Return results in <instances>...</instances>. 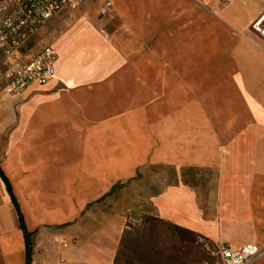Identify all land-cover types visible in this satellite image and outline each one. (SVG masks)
I'll return each mask as SVG.
<instances>
[{
    "label": "crops",
    "instance_id": "1",
    "mask_svg": "<svg viewBox=\"0 0 264 264\" xmlns=\"http://www.w3.org/2000/svg\"><path fill=\"white\" fill-rule=\"evenodd\" d=\"M77 2L35 42L57 52L53 80L8 96L0 72V169L18 205L0 176V264H114L140 203L264 251V0H112L106 17L103 0ZM186 170L213 181L195 188Z\"/></svg>",
    "mask_w": 264,
    "mask_h": 264
},
{
    "label": "built area",
    "instance_id": "2",
    "mask_svg": "<svg viewBox=\"0 0 264 264\" xmlns=\"http://www.w3.org/2000/svg\"><path fill=\"white\" fill-rule=\"evenodd\" d=\"M99 1V0H98ZM79 8L77 0H0V72L6 80L5 94L21 96L32 86H44L56 75L57 52L53 47L37 49L41 30L56 16ZM112 0H103L102 17L113 13ZM264 18L254 30L264 37ZM228 264H253L264 251L256 246L219 247Z\"/></svg>",
    "mask_w": 264,
    "mask_h": 264
},
{
    "label": "rangeland",
    "instance_id": "3",
    "mask_svg": "<svg viewBox=\"0 0 264 264\" xmlns=\"http://www.w3.org/2000/svg\"><path fill=\"white\" fill-rule=\"evenodd\" d=\"M182 176L185 183L199 189L213 181L212 175L203 170H186ZM114 264L228 263L219 254V246L160 220L153 209L140 203L128 211Z\"/></svg>",
    "mask_w": 264,
    "mask_h": 264
},
{
    "label": "trees",
    "instance_id": "4",
    "mask_svg": "<svg viewBox=\"0 0 264 264\" xmlns=\"http://www.w3.org/2000/svg\"><path fill=\"white\" fill-rule=\"evenodd\" d=\"M0 176H1V178L3 179V181H4V183H5L6 187H7V190H8V192L10 193V195H11V197H12V200H13V202H14V205H15L16 208L18 209V205H17V202H16V200H15V198H14V195H13V192H12V189H11V186H10V183H9V181L6 179V177L3 175L1 169H0ZM19 218H20V223H21L22 230L24 231V234H25L26 239H27V242H28V252H29V251H30V247H31V244H30V236H29V234H28L27 231H26V228H25V225H24V220H23L22 215L20 214V212H19ZM177 228H178V227H177ZM179 229L184 230V231H186V232H190V231L185 230V229H182V228H179ZM191 233H192V232H191ZM193 234H194V233H193ZM28 260H29V262H30L29 257H28ZM28 264H30V263H28Z\"/></svg>",
    "mask_w": 264,
    "mask_h": 264
},
{
    "label": "water",
    "instance_id": "5",
    "mask_svg": "<svg viewBox=\"0 0 264 264\" xmlns=\"http://www.w3.org/2000/svg\"><path fill=\"white\" fill-rule=\"evenodd\" d=\"M31 258V247H30V251H29V259Z\"/></svg>",
    "mask_w": 264,
    "mask_h": 264
}]
</instances>
